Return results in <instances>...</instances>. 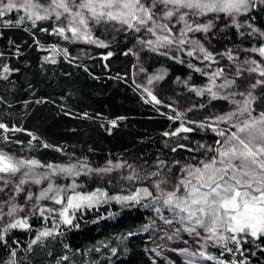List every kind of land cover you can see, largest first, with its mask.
<instances>
[{
	"label": "snow or ice",
	"instance_id": "6c2138e0",
	"mask_svg": "<svg viewBox=\"0 0 264 264\" xmlns=\"http://www.w3.org/2000/svg\"><path fill=\"white\" fill-rule=\"evenodd\" d=\"M25 23L32 28L47 23L50 28L40 27L41 32L105 49L111 41L98 36V29L131 33L135 46L123 55L139 59L140 51H150L185 65L203 80L195 83L191 74L176 78L198 102L184 108L177 101L163 105L170 111L161 115L177 124L162 133L165 146L175 155H157L151 163L109 160L103 167H92L86 157L74 158L22 127L0 122V144L6 146L0 148V246L8 251L0 264H22L17 259L20 242L13 239L10 244L8 239L14 230L35 233L24 249L31 251L34 245L63 235L61 226L79 229L85 210L113 202L122 208L151 207L168 226L164 237L186 245L172 249L186 258V264H253L257 253L264 257V0H0V28ZM220 34L229 41L223 50L213 44ZM46 50L71 62L67 48L51 45ZM113 54L108 51L103 59ZM13 71L18 69L0 66V79L7 80ZM138 71L145 73V83L136 84L146 94L145 102L163 104L154 89L167 69L149 74L140 66ZM0 103H5L3 97ZM202 112L201 118H194ZM109 123L116 126V121ZM17 132L30 137L21 152L35 149V141L40 148L54 147L67 160L43 162L8 150L13 143L22 144L9 135ZM194 133H211L214 139L195 140ZM114 172L118 177L111 175ZM94 177L120 191L89 189L87 181Z\"/></svg>",
	"mask_w": 264,
	"mask_h": 264
},
{
	"label": "trees",
	"instance_id": "16d2710c",
	"mask_svg": "<svg viewBox=\"0 0 264 264\" xmlns=\"http://www.w3.org/2000/svg\"><path fill=\"white\" fill-rule=\"evenodd\" d=\"M40 27L50 28V25L32 28L25 23L20 27L0 28V52L3 53L0 66L18 69L7 80L0 79V97L5 101L0 103V122L10 128L22 127L44 142L74 154V158L86 157L92 166H101L109 160L143 163L155 160L157 155L161 158L175 155L165 146L166 138L162 136L164 131L177 127L161 115L170 111L163 106L168 102L163 100V104L155 106L145 102L146 94L142 95L136 88L138 83L134 79L136 59L131 54L123 55L128 49V44H123L124 37H130L131 33L123 34L124 37L117 35L110 48L105 49L63 41L41 32ZM231 40L237 41L234 34ZM213 44L217 50H223L229 41L220 34ZM51 45L67 48L71 62L63 56H53L46 50ZM108 51L114 54L104 60ZM46 56L57 62L45 60ZM170 65L173 74L170 81L192 71L175 62ZM202 79L195 73L196 81ZM38 100L41 102L36 103ZM84 113L89 118H83ZM194 118L201 115L195 114ZM110 121H116V126ZM9 135L22 144L13 143L8 150L23 153L20 149H27L30 137L26 132ZM192 135L195 140L213 138L209 133ZM33 143L37 146L32 153L43 162H65L68 158L54 147L40 148L38 142ZM4 147L0 144V148ZM153 212L151 207L122 208L113 202L85 210L79 229L61 226L63 235L49 238L43 245H34L31 251L24 249L34 232L14 230L8 239L10 244L13 239L20 242L17 259L22 264H152L148 231L143 227L150 224ZM32 223L39 227L35 221ZM129 233L134 234L129 236ZM0 250L2 256L8 257L4 247L0 246ZM208 251L219 254L215 248ZM64 256L68 260H63ZM252 261L264 264V257L257 253Z\"/></svg>",
	"mask_w": 264,
	"mask_h": 264
},
{
	"label": "rangeland",
	"instance_id": "374dc122",
	"mask_svg": "<svg viewBox=\"0 0 264 264\" xmlns=\"http://www.w3.org/2000/svg\"><path fill=\"white\" fill-rule=\"evenodd\" d=\"M44 25H49L47 23H41ZM96 34L98 36H101L102 38L114 42L113 35H115V38L117 35H122L123 33H111V32H103L102 29H98ZM124 37V36H123ZM123 44H128V48L135 46V38L132 36L125 38L124 37ZM154 55V56H153ZM136 59V66L134 71V79L136 83L143 84L145 83V73H141L138 71L140 66H143L145 69H147V72L149 74L157 72L161 69H167V76L159 82L155 86L154 94L157 95L159 99L162 101L165 100L168 102V104L173 103V101H177L181 108L187 107L192 103L198 102V98L195 97L192 93L187 92L182 85L178 84L176 82V78L179 77L181 80L186 79L189 74L192 75V80L195 83H200L202 80H195V73L190 71L186 75H181L174 77L172 81L170 79L172 78V69L171 65L173 61L169 60L168 58L164 56H159L155 53H152L150 51H140L139 52V59H137L136 56H134ZM197 75V74H196ZM168 84L166 87L165 84ZM204 112H207V109L204 110ZM204 112L197 113L196 115H201V117L204 115ZM193 113H189V116L191 117ZM211 134V133H209ZM205 139V138H204ZM214 137L207 141L208 143H211ZM169 148V147H168ZM21 155H30L34 156L32 151H24L23 153H18ZM128 161V163H133L140 165L142 162L138 161ZM154 160H150L149 163L153 162ZM116 162V161H113ZM106 164V163H105ZM105 164L101 166H91L92 167H103ZM113 177H118V174L116 172L111 174ZM83 179V178H82ZM89 189L96 187V186H102L107 187L109 189L110 194L114 192L120 191L118 187H111L107 184V180H100L99 178H93L90 181H87ZM116 181L113 180V184H115ZM121 184H124V181H120ZM165 215H168L167 212L164 213ZM150 224H153V227L148 230V236H149V246H148V252L151 257L152 264H186V258L179 255L178 252L172 251V249L175 248H182L186 245L183 244L182 240H175V241H169L164 237V230L168 229L167 225H164L162 221L157 217L156 213L153 212L151 217L149 218ZM183 239L189 240V243L191 244L190 238L187 236V234L183 235ZM153 249H156V251L160 252V255L158 256L156 254V251H153ZM196 246L192 245V250H195ZM8 257L2 256L1 250H0V259L6 260Z\"/></svg>",
	"mask_w": 264,
	"mask_h": 264
}]
</instances>
